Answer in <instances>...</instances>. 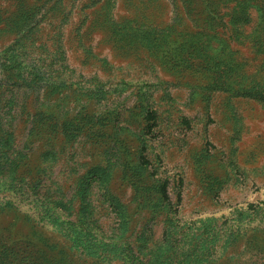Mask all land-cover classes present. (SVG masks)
I'll return each instance as SVG.
<instances>
[{"label": "rangeland", "instance_id": "rangeland-1", "mask_svg": "<svg viewBox=\"0 0 264 264\" xmlns=\"http://www.w3.org/2000/svg\"><path fill=\"white\" fill-rule=\"evenodd\" d=\"M238 1L0 0V264H264V0Z\"/></svg>", "mask_w": 264, "mask_h": 264}, {"label": "trees", "instance_id": "trees-1", "mask_svg": "<svg viewBox=\"0 0 264 264\" xmlns=\"http://www.w3.org/2000/svg\"><path fill=\"white\" fill-rule=\"evenodd\" d=\"M231 1H233V0H231ZM247 4H248L247 0H241V1H238L235 5L230 6L228 8L227 12L230 11L231 16H232L231 19L236 18L237 21H238V19L247 20L249 17V9H250L249 5H247ZM227 12H224V13H227ZM214 13L219 16L217 11H215ZM145 113H146L145 119H146V122L148 123V128H151V126L155 124L156 112L154 109H150V108L146 107ZM147 162L148 161L146 160V158L142 156L140 165L141 164L146 165ZM159 192H160V195L163 199L168 198L167 180H163V182L160 183Z\"/></svg>", "mask_w": 264, "mask_h": 264}]
</instances>
